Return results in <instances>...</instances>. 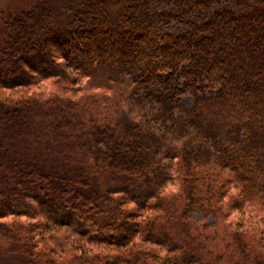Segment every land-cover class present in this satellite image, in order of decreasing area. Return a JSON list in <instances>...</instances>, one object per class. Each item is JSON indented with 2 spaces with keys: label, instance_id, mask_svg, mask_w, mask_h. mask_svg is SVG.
I'll return each mask as SVG.
<instances>
[{
  "label": "trees",
  "instance_id": "trees-1",
  "mask_svg": "<svg viewBox=\"0 0 264 264\" xmlns=\"http://www.w3.org/2000/svg\"><path fill=\"white\" fill-rule=\"evenodd\" d=\"M5 25L0 232L30 264H264V0H32Z\"/></svg>",
  "mask_w": 264,
  "mask_h": 264
},
{
  "label": "rangeland",
  "instance_id": "rangeland-1",
  "mask_svg": "<svg viewBox=\"0 0 264 264\" xmlns=\"http://www.w3.org/2000/svg\"><path fill=\"white\" fill-rule=\"evenodd\" d=\"M32 0H0V48L3 46L7 34V27L5 25V18L9 15H18L28 9ZM173 29L184 28L182 23L177 21L169 25ZM167 78V75H162ZM182 105L192 108L195 105V98L190 94H183L180 97ZM195 218H202V213L193 215ZM208 221L214 223L216 221L214 216H209ZM63 240L69 243L76 240V236L68 229L62 230ZM29 257L20 249L18 243L11 237H8L0 232V264H30Z\"/></svg>",
  "mask_w": 264,
  "mask_h": 264
}]
</instances>
